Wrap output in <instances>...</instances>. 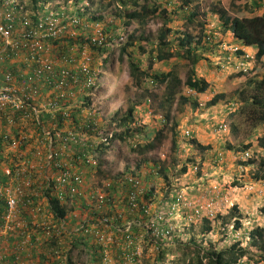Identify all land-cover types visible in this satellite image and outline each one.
<instances>
[{
  "label": "trees",
  "instance_id": "obj_1",
  "mask_svg": "<svg viewBox=\"0 0 264 264\" xmlns=\"http://www.w3.org/2000/svg\"><path fill=\"white\" fill-rule=\"evenodd\" d=\"M28 1L27 3L25 0H14V2L12 0H0V13L3 16L2 25L10 30V37L16 42L6 53L14 50L12 55L17 54L21 61H19V65L21 63L22 69H20L19 78L14 82V85L21 92L24 90L27 95L32 94L36 88L39 89V102L28 100L22 109L8 108L2 113V117L0 116V165L5 163L7 166L14 167L7 160V157L12 155L13 147L17 151L30 150L29 157H32L33 153H39V156H34L32 159L38 163L41 156L46 158L43 145H49L54 156L51 160H49V156L48 161L46 159V162H49L48 171L49 174L59 172L58 176L69 171V164L74 161L69 157V150L66 152L61 146H58L59 142H62V137H65L62 130L71 128L76 131L84 128L89 137L81 142L78 136V140L76 139L72 143L71 148L79 152L75 157V162L79 160L80 165L87 171L82 174L81 168H72V173H81L80 176L83 179L79 193L73 197L74 200L70 199V196L60 199L57 189H55L58 185L55 179L51 184L54 189L48 192V202L45 203L43 199L35 198L29 193V190L40 191L41 183H35L32 179L24 182L26 176H17L16 169L11 168L12 175H16L15 189L13 190L17 191L14 194L22 201L21 204H16V210L11 213V221L7 224V216L10 214L8 197L11 194L7 196L5 191L0 194V264H54L56 260L64 264H83L80 258L75 259L62 253L64 249L60 245L64 242L58 236V229L60 228L58 225L68 214L63 208V202L69 199L73 208L77 207L82 198L80 192L88 193L90 189L89 193L93 194L97 190L88 186V181L92 178L94 171H97L102 179L109 181V192L104 194L101 202L98 201V210L92 211L89 215V222L98 221L96 224L99 222L100 224L97 227L85 224V228L79 230L80 234L71 236L72 248L76 246L90 250L91 258L88 264H168L170 259H173L172 264H264V227L243 234L241 221L236 219L232 233L221 238L219 244L206 249L203 247V240L213 230L214 218L215 220L223 218L224 213L222 211L218 213L212 211L208 214L204 213L207 209L204 207L198 216L200 223L204 224L202 233L199 235L200 240L194 234L187 241L182 240L180 234L173 231L167 220L161 217L162 212H158V209L151 211L148 208V203L154 204L158 197L156 189L149 179L153 176L156 177L154 174H149V178L144 181L145 184L142 182V186L137 185L138 187H135V183H138L137 179H141V177L138 176L139 178L131 182L129 173H132V170L128 166V176L125 173L112 178L107 175L104 167L106 164H110L103 159V155L113 147L114 141H117V145L127 142L134 151L137 150L138 152L152 147L151 142L153 140H160L162 132V130L160 132V128L165 127L167 121L169 123V113L165 116H159L160 123L156 127L158 131L146 133L148 139L143 147L137 138L141 130L136 129V126L141 118H138V109L144 108L150 112V108L145 106L146 102H144L143 107H141V103L130 106L120 121L119 119L118 121L115 120L116 115H114L108 122L107 119L97 117L94 111L88 112L86 117L84 115L91 105L88 97L94 89V85L90 86L89 84L91 80L96 79L94 70L98 66H105L111 56V51L115 48L114 40L119 38L122 31L127 32L134 23H137L140 27L139 30H142L149 21L159 19L165 22V27L160 31L158 40L155 42L149 37H145L144 34L138 37L131 34L127 35L129 40L121 43V56L126 55L128 57L134 78L137 80L139 78L147 79L152 88H157L158 85L163 86L166 104L171 106L178 95L182 82L174 73H163L156 69L153 66L155 63L170 62L175 57L186 59L189 63V71L184 87L197 94H205L209 91L210 83L197 75L196 68L205 56L213 55L218 48L220 55L228 54L227 65H231V63L237 65L245 61L247 52L252 51L251 48L257 50L256 58L260 62L263 61L264 13L257 14V12L264 11V0H229L227 7L234 10V16H231L229 11L222 6L212 9L213 12L209 18L212 20L219 18V21L222 22L221 26L218 27L219 29L211 28L209 21L198 20L200 17L199 6L195 4L194 7H191L190 3L193 0H184L180 5L175 3V0H157L154 3L149 0H144L143 3H141L142 0H119L123 8L113 20L104 18L102 10L96 11L94 14H87L89 13L87 8L82 11V5L84 3L90 5L92 0H63V3L69 5V8L67 6L60 9L56 7L57 3L52 2L53 0ZM73 7L75 10H72ZM49 23H53L52 28L55 30H49L51 28ZM170 24L173 27H168ZM193 24H198L201 27V31L197 35L189 33L188 30L182 31L184 27ZM144 31L146 30L144 29ZM36 32L37 35L34 36ZM215 32L224 36H217ZM227 33L233 35L236 44L228 46L227 43H224V37ZM36 41H39V47L33 48ZM148 43H151L152 48L148 47L151 49L146 51L144 46L149 45ZM79 53H83V57L86 56L87 58L88 73L83 72L80 67L74 66L73 70L68 68L70 63L78 62ZM146 55L150 57L148 68L144 62ZM14 70L15 67L12 66V73L17 75ZM26 71L28 73L25 76ZM65 73L68 76L65 82L73 87L72 94L74 97H64L60 92L55 91V88L62 82L61 79H64ZM238 76L242 75L239 74ZM256 86L257 88L254 89ZM252 89L254 92L258 89L262 91L264 78L259 80L258 84L257 81L248 80L244 86L235 92V101L240 102L239 114L247 121L251 119L255 123L253 129L256 130L261 125L264 126V96L259 94L250 96ZM20 96L22 97V93ZM76 98L81 106L68 109ZM180 98L183 103L192 105L193 109L200 105L194 98L185 96ZM223 99L216 96L208 105L209 107L215 106L218 101H223ZM49 101L50 103H47ZM54 104H57L55 108ZM163 105L165 104L163 103ZM229 111L233 117L238 115L236 107L232 104ZM205 124L213 128L214 132L222 131L223 127L227 128L228 126L225 120L216 125L211 121ZM206 125L198 124L197 126L204 127ZM113 127L119 129L120 134L108 138L109 130ZM176 127L174 125L173 130ZM226 130L230 131V129ZM173 132V147L176 150L179 149L181 154L187 152L196 154L195 148L202 151L208 149L200 142V137L198 133L195 134V129H191V132H185L186 135L182 132L178 133L176 130ZM46 133L50 134L47 135ZM256 133L254 131V134ZM22 140L23 142H21ZM261 143L264 148V139H261ZM251 147V143H248L234 151L235 157H239L245 150L243 153L244 164L241 163L244 166L253 165L256 162V159L249 160L250 162L247 160L251 158V155L249 152H245ZM227 149L230 151L232 147L228 145ZM63 152L66 157L61 155ZM113 153L115 156L117 151H113ZM18 155L20 153L16 154V157ZM224 160L225 156L224 158L221 157L219 163L214 161V164L221 166ZM195 162L188 157L186 162L182 164L180 172L187 174L194 170L196 166L192 165ZM154 165L153 167L157 169V163ZM197 166L202 168L203 164L200 163ZM4 167L0 166L1 172H3ZM257 169L261 173L260 179L264 180V157L260 160ZM30 172L31 169L29 168L26 175H29ZM161 173L162 171L157 174L160 175ZM6 177H8L6 173L0 175V188L6 183ZM163 177L170 186L168 198L173 192V182L168 179L166 174ZM216 188L213 190V197L221 199L223 194L221 185H217ZM21 192H25L24 197H21ZM66 192L64 191L63 195ZM180 195L181 192L173 197V203ZM207 196H210V192H207ZM190 200L192 204L195 203L192 194L186 204ZM41 204L49 205V208H52L56 214L46 215L49 217L46 218V222L34 223L33 211H45L46 213L50 210L42 208ZM82 208L86 210L88 206L83 204ZM237 209L238 207L234 205L233 211L237 212ZM210 215L213 219L210 218ZM131 220L135 221H133L128 232L119 233L115 230L117 228L109 227ZM102 221L106 223H101ZM5 225H7V231L2 234ZM249 234L252 237L251 249L242 247L241 240L236 241V239L242 236L244 238ZM45 235H47L48 241H43L41 245L39 238L45 237ZM90 238H94V244L88 243ZM228 239H233L234 243L228 247H221L227 244ZM26 241L28 243H25ZM20 258L24 261L20 262Z\"/></svg>",
  "mask_w": 264,
  "mask_h": 264
},
{
  "label": "rangeland",
  "instance_id": "obj_2",
  "mask_svg": "<svg viewBox=\"0 0 264 264\" xmlns=\"http://www.w3.org/2000/svg\"><path fill=\"white\" fill-rule=\"evenodd\" d=\"M25 1L27 3L29 2L28 0ZM149 1L154 3L157 0ZM183 1L184 0H175V3L180 5ZM12 2H14V0H12ZM52 2L57 3L56 7L59 9L61 7L66 8L67 6L69 8V5L63 3V0H53ZM143 2L144 0L141 1V3ZM228 2L229 0H193V2L190 3V6L194 7L195 4H198L200 16L198 20L209 21V23H211V28H218L221 26L222 22L219 21V18L212 20V18H209V15L213 12L212 9H217L219 6H222L229 11L231 16H234V10L227 7ZM86 8L89 10V13L87 14H94L96 11L102 10V16L104 18L107 20H113L123 7L121 6L119 0H92L90 5L85 3L82 5V11H85ZM130 9L133 8L130 7ZM72 10H75V8L73 7ZM262 13H264V11L257 12V14ZM164 27L165 22L163 20L155 19L149 21L142 30H139V25L134 23L129 27L127 32L122 31L120 33L121 35L119 34V38H123V40H120L119 38L114 40L115 48L111 51V56L108 62L105 66H98L96 67V70H94L96 74V79L93 80L94 89L90 92L88 97L90 98L91 105L84 115L86 117L88 112L94 111L96 112L97 117L107 119L108 122L114 115H116L115 120L118 121L119 119L120 121L130 106L141 103V107H143L144 102H146L147 104L145 106L150 108V112L144 108L138 109V118H141L138 121L139 125L137 123L136 126V129L138 128L141 130V133H139L137 138L143 147V145H145L144 143L148 139L146 133L158 131L156 127H158L160 123L159 116H165L168 113L170 114L169 123L167 121L166 126L160 128V132L162 130L160 140H153L151 142L152 147L142 149L141 151L139 150L138 152L137 150L134 151L127 142L121 144L119 143L117 145V141L115 140L113 147L103 155V159L110 164H106L104 169L107 171L106 173L110 176V178L122 173H125L127 176L130 174L131 179H137L139 178L138 176H140L141 179H137L139 186H142V182L145 184L144 181L149 178V174H154L156 177L153 176L149 179L154 185L158 197L155 199L156 202L154 204L148 203V208H150L151 211L152 209H155L156 211L158 209V212H162L161 217L167 220L168 225H171L170 228L173 231L180 234L182 240L187 241L193 234L200 240L199 235L202 233L204 224L200 223L198 216L200 215L199 213L203 211L204 207H207L204 213L208 214L212 211L214 213L222 211L224 213L223 218L216 220L214 218V222H212L213 230L203 240V247L209 249L212 248L213 245L219 244L221 238L225 237L226 234L232 233L236 219H240L241 221L243 234L245 232L250 233L255 231L257 228L264 227V180L260 179L261 173H259L257 169L260 160L264 157V148L261 143V139H264V126L261 125L258 129L254 130L253 124L255 123L252 122L251 119L250 121L245 120V118L239 114L240 102L238 100L235 101V92L244 86L248 80L257 81L258 84L259 80L264 78V59L260 62L255 57V48H251L252 54H249L253 56V68L244 75L245 77L238 76L239 73L236 72L235 64H226V61H228V54L220 55V49L218 48L213 55L205 56L196 68L197 75L210 83L209 91L205 94H197L184 87L189 71V63L186 59L175 57L170 62L153 64L156 69L162 71L163 73H174L182 82V85L178 90V95L171 106L166 104L164 87L158 85L157 88H152L149 82H147V79L145 80L139 78L137 80L134 78L128 62V57L126 55L121 56V43L129 40V38L127 39V35L131 34L138 37L141 34H144L145 37H149L155 42L158 40L159 33ZM168 27H173V25L171 26L170 24ZM144 29L146 31H144ZM200 29L201 27L198 24H193L188 27H184L182 31L184 32L188 30L189 33L197 35L201 31ZM215 35L221 37L224 36L218 32H215ZM224 43H227L229 46L234 43L236 44V40L231 33H227L224 37ZM148 44L149 45L144 46L146 51H149L152 48L151 43ZM149 58L150 57L146 55V59H144L147 68L150 65ZM83 59V53H79L78 62L75 64L70 63L68 68L73 70L74 66L81 67ZM2 66L8 70L10 63L5 60L2 62ZM14 67L18 70L21 69V65ZM66 78L68 79V76L64 77L65 81ZM82 78H84L83 75ZM256 88L257 86L254 89ZM55 91L60 92L64 95V97H74V94H72L73 87L69 86L66 82L63 85L60 83L55 88ZM68 91L70 92L68 93ZM252 94L264 96V89L262 91L258 89L255 92L252 89L250 91V96ZM181 96L194 98L198 103H200V105L202 104L203 106L199 105V107H195V109H193L192 105L183 103L180 98ZM216 96L224 98L223 101L220 100L217 105L209 107L208 103ZM149 99L152 100V103L150 104L148 102ZM163 103L165 105H163ZM231 104L234 105L236 107V111H238V115L236 114L235 117H233L229 111ZM80 106L81 105H79L76 98L68 109ZM63 109L65 108L63 107ZM224 120L228 124L230 129L229 132H223L221 130L214 132L213 128H210L205 124L211 121L216 125L223 123ZM198 124L206 126H197ZM174 125L177 126L175 129L176 132H182L184 135H186L185 132H191V129H195V134L198 133L200 142L207 146L208 149L202 151L195 148L194 151H196V154H190V152L181 154L179 149L176 150L173 147L172 140L174 137L173 131H175L173 130ZM194 126H196V128H194ZM254 131L257 133L254 134ZM62 132L64 133V136H66L69 132L78 134L79 141L81 142L89 137L84 128H80L76 131L71 128H65ZM115 134H120V130L113 127L109 130L108 138ZM187 137L189 138V136ZM188 138L187 141L189 140ZM21 142H23V140ZM100 143L101 141L99 144ZM248 143H251L252 147L245 152H249L251 155V158L247 160L251 161L252 159H256V162H254L253 165L244 166L243 153L245 150H243L239 157H235L234 151L239 147L241 148L244 144L247 145ZM228 145L232 147V150L229 151L227 149ZM58 146H61L66 152L69 150V157L72 158L71 160H74L72 164H69L68 170L72 173V168L79 167L81 168L80 172L85 174L87 169L80 165L79 160L78 162H75V157L79 154V152L76 149L71 148L72 145L65 146L62 142H59ZM43 148L45 149L44 154L46 155V158L43 156V159L41 156L40 162L38 161V163H36L32 159L34 156H39V153H33L32 157H29L30 150L24 149L23 151H17L13 147L11 150L12 155L9 156V154H7V156H9L7 157V160H9V163L14 167L7 166L5 163L0 165L3 167L5 166L3 172L0 171V175H4V173L8 175V177H6V183L0 188V194L5 191L7 196L11 194V196H9L11 197L10 199L16 198L17 203L21 204L22 200L14 194L17 190L13 189H15L14 183L16 175H24L26 176L24 178V182L32 179L35 183H41L40 191L29 190L31 196L43 199V202L45 203L48 202L47 194L51 189H54L51 184L59 176H57L59 172L49 174V162L47 163L46 159L52 149L49 145H43ZM226 150H228V152H226ZM113 151H117L115 156ZM18 153H20V155L16 157V154ZM61 155L66 157L64 152L61 153ZM224 156L225 160L221 166L214 164V161L219 163L221 157L224 158ZM188 157L196 161L194 163L196 165H192L196 167L187 174H183L180 172L182 164L186 162ZM98 162L100 164V160ZM154 163H157V169L153 167L155 166ZM200 163L203 164L202 168L197 166ZM127 166L131 168L132 173L134 174H128ZM11 168L16 169L15 176L12 175ZM29 168L31 169V172L29 175H26ZM200 170L201 172H199ZM160 171H162V173L158 175L157 173ZM164 174H166L169 177L168 179H171L173 182V192L168 198L167 194L170 186L168 185V181L164 179ZM108 185L109 181L107 179H102L101 176L97 174V171H94L92 178L88 181V186L97 190L94 191L93 194L89 193L90 189L88 193L80 192V196H82V198L77 204V207L73 208L69 199L63 202V208L68 212V214L64 219L66 221L61 220L58 225L61 228L58 236L64 242V244H61L60 247L64 249L62 253L65 256H71L75 259L80 258L83 264H88V261H90V250L76 246L72 248L71 241L73 240L71 236H74V234H80L79 230L81 229V226L89 224L92 225V227H97V225L100 224V222L96 224L98 221L95 223L89 222L90 213L94 210H98L99 208L98 203L92 196L98 193V191L102 192L103 195L108 193ZM217 185H221V189L223 190L221 199H215L213 197V190L217 189ZM195 191H197V195ZM179 192H181L183 197L180 195L176 199V202L173 203V197ZM207 192H210V196H207ZM24 193L21 192V197L25 196ZM39 193H41L40 196ZM191 194L195 203L192 204V201L190 200L188 204H186V201L189 200ZM70 199L74 200L73 197ZM223 202L225 203L223 204ZM83 204L87 205L88 209L84 210L82 208ZM172 204L173 207H171ZM234 205L238 207L237 212L233 211ZM41 207L50 210L46 213L45 211H33L32 217L34 219V223L46 222V218H49L46 215L56 214L52 208H49V205L41 204ZM10 215L11 214L7 216V224L11 221ZM210 218L213 219L212 216ZM133 221L131 220L123 224H113L109 227L113 229L117 228L115 229L117 232L124 233L131 229ZM101 223L106 222L102 221ZM124 227L126 228L124 229ZM6 231L7 225L4 226L2 234L6 233ZM251 239L252 237L249 234L244 238L242 236L241 238L236 239V241L241 240L242 247H248L251 249ZM93 240L94 238H90L88 243H93ZM43 241H48L47 235L39 238V243H41V245ZM25 243H28V241ZM232 243H234V240L228 239L227 244H224L221 247H228L232 245ZM252 249L255 248L252 247ZM23 261L24 259L20 258V262ZM172 262L173 259H170L168 264H172ZM54 264L64 263L56 260Z\"/></svg>",
  "mask_w": 264,
  "mask_h": 264
},
{
  "label": "built area",
  "instance_id": "obj_3",
  "mask_svg": "<svg viewBox=\"0 0 264 264\" xmlns=\"http://www.w3.org/2000/svg\"><path fill=\"white\" fill-rule=\"evenodd\" d=\"M3 16L0 13V36L4 41L3 46L0 49V62H4V55L3 52L7 51L9 48L13 47V44H15V40H13L11 36V32L8 28L4 27L2 25ZM49 26L51 27L49 30H55L53 27V23H49ZM98 30L99 27H97ZM37 35V32L34 33V36ZM34 36H32L34 38ZM38 39V36L36 37ZM39 47V41H36L33 45V48ZM85 60L83 61V64H81V69H83V72L88 73V64H87V58L84 56ZM28 73V72H27ZM25 73V76L26 74ZM67 76V74H64V77ZM19 78V75L16 76L10 71H1L0 67V116L2 117V113H4L8 108H15V109H22L25 103H28V100H32L33 102H39V89H35L32 94H26L25 91L21 92L18 87L14 85V82L17 81ZM61 85L65 83V79H61ZM93 84V81H90V86ZM20 93H22V97L20 96ZM64 96V95H62ZM47 103H50L47 102ZM150 103V101H149ZM57 106V104H54V108ZM67 113V112H65ZM39 114V111H38ZM226 127H223L222 130L226 131ZM48 133L47 135H49ZM78 140V135L74 132H69L65 137H62V143L65 146H71L72 143L75 142V140ZM51 140V139H50ZM54 156L52 151L49 152V160ZM81 173H71L70 171H65L64 173H61L57 178L56 181L58 185L55 187L57 189V192L60 196V199L64 198L65 196L74 197V195L79 193V187L83 184V179L80 176ZM134 179H130L131 182H133ZM138 183H135V187ZM67 191L64 195L63 192ZM71 194V195H70ZM97 201L101 202L103 200L104 195L99 192L95 195ZM9 197V210L10 214L15 210L17 201L16 199H10ZM198 212V211H197ZM61 228L58 229V234L60 233Z\"/></svg>",
  "mask_w": 264,
  "mask_h": 264
},
{
  "label": "clouds",
  "instance_id": "obj_4",
  "mask_svg": "<svg viewBox=\"0 0 264 264\" xmlns=\"http://www.w3.org/2000/svg\"><path fill=\"white\" fill-rule=\"evenodd\" d=\"M3 39H4V38H2V37L0 36V49H1V47L3 46V44H4ZM120 40H123V38H120ZM12 51H14V50H11L10 53H9V52L6 53V51L3 52L4 59L10 63V66L8 67V70H7L5 67L2 66V62H0L1 71H6V70H7V71L12 72V66H18V65H19L20 57H18L17 54L12 55ZM256 51H257V50H255V52H256ZM249 53L252 54V51L247 52V57H246L245 61H242L241 63L235 65V66H236V67H235L236 72L239 73V74H242L243 77H245L244 75H245L246 73H248V72L253 68V65H252V59H253V56L250 55ZM255 57H256V54H255ZM20 62H21V61H20ZM20 65H21V63H20ZM21 69H22V67H21ZM14 71L17 72V75H16V76H18L20 70H18V69L15 67V70H14ZM25 73H27V71H26ZM149 101H150V103H152V100L149 99L148 102H149ZM150 103H149V104H150ZM200 106H203V105L201 104ZM227 129L229 130V127H228V126H227ZM222 131L225 132L224 130H222ZM226 132H228V131L226 130ZM99 192H100V191H98V193H99ZM98 193H96V194H98ZM96 194H95V195H96ZM95 195H93L92 197H93V198L96 200V202L98 203V201H97ZM84 228H85V226H81V229H84ZM81 229H80V230H81Z\"/></svg>",
  "mask_w": 264,
  "mask_h": 264
}]
</instances>
